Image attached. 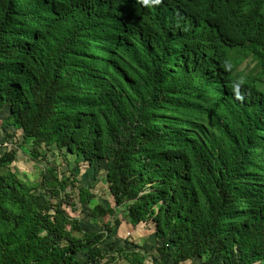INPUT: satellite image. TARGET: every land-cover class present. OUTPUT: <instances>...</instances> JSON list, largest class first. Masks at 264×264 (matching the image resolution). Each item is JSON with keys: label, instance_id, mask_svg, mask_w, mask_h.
Returning a JSON list of instances; mask_svg holds the SVG:
<instances>
[{"label": "trees", "instance_id": "1", "mask_svg": "<svg viewBox=\"0 0 264 264\" xmlns=\"http://www.w3.org/2000/svg\"><path fill=\"white\" fill-rule=\"evenodd\" d=\"M243 49L264 70V0H0V115L22 137L0 155V264H143L103 251L123 224L172 264H264V77L235 74ZM100 164L113 205L91 232Z\"/></svg>", "mask_w": 264, "mask_h": 264}, {"label": "rangeland", "instance_id": "2", "mask_svg": "<svg viewBox=\"0 0 264 264\" xmlns=\"http://www.w3.org/2000/svg\"><path fill=\"white\" fill-rule=\"evenodd\" d=\"M238 71L243 75H251L254 76L257 74L258 70L256 68L255 63L252 59L248 58L243 61L240 65ZM9 116L8 111H4L0 115V155L4 154L7 149H11L9 146V142L12 144L20 143L22 137L16 133V131L8 126V122L6 118ZM16 162L13 163V170L17 172V174L27 181L28 183L35 184L37 182L42 181V170L43 164L37 162L30 158L27 154H25L22 150H19L16 154ZM62 157L56 156V154L51 153L48 160L53 167H57L58 171L67 169V164L63 163L61 160ZM98 169L95 174L97 176L94 177V170L88 167L87 165H82L80 177H85L86 179H92L93 177L98 181L95 190L93 191L94 199L91 204H89L85 209L84 213L81 214V219L83 223V227L88 231H98L103 227L104 219H93L90 217V212L92 207L97 203H103L105 206L113 205V202L110 198L109 190L106 187V183L102 178L105 174L103 165H99L95 167ZM99 179V180H98ZM86 184H88V180H84ZM70 190V188H68ZM96 200V201H95ZM68 209L72 208L66 206ZM79 206H77L78 208ZM122 210L118 212V215H122ZM75 215V213H74ZM126 224H123V227L120 232L112 234L109 237L107 242L103 244L101 247L105 254L109 257L116 256L118 253L116 250L122 246L126 252L136 251L139 255H141V259L143 260V264H161L166 262V264H172V260L167 259L165 255H161L158 253L156 249V239L152 235L153 231L147 229L148 226L142 225L135 230H131L128 228ZM112 246V247H111ZM83 255L82 253L79 256ZM128 259L131 261L128 262L122 258H120L114 264H132V257L129 256ZM182 264H201L198 258L194 260H190L188 262H184Z\"/></svg>", "mask_w": 264, "mask_h": 264}, {"label": "clouds", "instance_id": "3", "mask_svg": "<svg viewBox=\"0 0 264 264\" xmlns=\"http://www.w3.org/2000/svg\"><path fill=\"white\" fill-rule=\"evenodd\" d=\"M145 2H147V0H145ZM153 2L158 3L159 0H153ZM243 51H244V52H240V51L235 50V51H233V53H232V60H233L234 62H235V59H236V58L239 59V60L241 61V62L239 63V65H238V67H237V70H236V73H235V74H238V73H239L238 69H239L240 65L243 63V61H244L245 59L250 58V59L253 60V62H254L255 65H256V68H257V70H258L257 74L254 75V76H257V77H264V70H263V68H262V64H261L260 60H259L256 56L251 55L246 49H243ZM238 52H239V53H238ZM240 74H241V73H240ZM254 76H252V77H254Z\"/></svg>", "mask_w": 264, "mask_h": 264}]
</instances>
